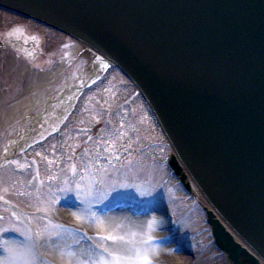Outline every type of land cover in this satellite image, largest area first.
Instances as JSON below:
<instances>
[{
	"label": "water",
	"instance_id": "1",
	"mask_svg": "<svg viewBox=\"0 0 264 264\" xmlns=\"http://www.w3.org/2000/svg\"><path fill=\"white\" fill-rule=\"evenodd\" d=\"M0 4L55 25L119 65L208 201L264 259V0ZM169 164L189 190L174 155ZM208 216L216 243L241 264L246 248L230 245L232 235Z\"/></svg>",
	"mask_w": 264,
	"mask_h": 264
},
{
	"label": "rangeland",
	"instance_id": "2",
	"mask_svg": "<svg viewBox=\"0 0 264 264\" xmlns=\"http://www.w3.org/2000/svg\"><path fill=\"white\" fill-rule=\"evenodd\" d=\"M14 29L31 46L36 42L38 51L25 59L11 48H0V119L11 114L9 109L15 103L33 97L37 98L36 113L87 62L83 51L75 53L78 43L67 35L0 9V39L7 41L6 35ZM60 67L57 75L50 74ZM125 85L118 70L108 68L77 98L75 114L70 112L65 123L43 132L0 168V200L26 212L29 220L9 206H0V260L14 253L4 264H57L40 260L34 236L62 248L65 246L58 242L62 233L71 239L68 249L83 243L85 256L80 264H105L117 258L119 264H155L145 252V242L153 238L137 234L128 224H117L116 229L125 231L122 235L105 233V238L119 239L107 238L109 244L102 246L99 233L96 239L87 237L82 229L66 227L53 217L57 206L66 210L82 204L93 218L102 208H106L103 213L109 212L108 207L121 198L144 204L154 199L166 202L174 219V238L184 241L188 251L177 253L192 256V264H231L215 245L202 206L169 171L171 149L147 106ZM29 125V119L19 117L1 126L0 154L18 129ZM137 208L122 210L143 212ZM11 231L21 238L2 244L1 239ZM145 256L147 261L142 259Z\"/></svg>",
	"mask_w": 264,
	"mask_h": 264
},
{
	"label": "bare ground",
	"instance_id": "3",
	"mask_svg": "<svg viewBox=\"0 0 264 264\" xmlns=\"http://www.w3.org/2000/svg\"><path fill=\"white\" fill-rule=\"evenodd\" d=\"M77 52L83 51L87 56V62L85 66L79 71V73L71 80L69 84L62 89L53 92L45 103L40 106L39 110L34 113L37 106V98L33 97L26 103L17 102L10 109V115L4 114L0 119V127L4 126L19 117L24 118V121L29 119L30 125L24 129H18L17 133L10 138L5 151L0 154V168L10 159V157L18 154L29 142L40 137L46 130L54 128L58 125L65 116L70 112L76 97L81 90L90 81L97 78L102 74L104 69L109 65L107 60L101 57L99 54L86 48L83 44H78ZM61 67L50 73L57 75L61 72ZM189 181V180H187ZM190 191L193 194L195 200L204 208L206 212L210 213L213 219H216L219 223V219L213 213L210 206L206 203L205 199L197 188L190 182ZM118 202V201H116ZM115 202V203H116ZM11 206L26 222H28V215L22 212L20 209L0 200V206ZM84 205L79 204L75 209L61 210L58 206L53 211V217L62 225L66 227L80 228L84 231L87 237L96 239V235L99 233L98 241L103 246L109 244V240L105 238V233H116L122 235L123 230L116 228L117 224H128L130 228H136L137 234H141L145 237L153 238L148 242H145V252H147L154 260L155 264H191L192 260L183 254L177 253L175 244H169L162 242L164 238L175 237V233H168V229L172 226L170 219L167 218V211L163 205L155 203H149L143 206V212L135 213V210H122L117 208L112 212H97L93 218L88 217V213H85ZM133 211V212H132ZM121 229V228H119ZM225 231L231 234L227 228ZM140 235V236H141ZM232 235V234H231ZM34 240L37 247L38 257L42 261H52L57 264H80L83 262L85 254L82 256L81 248L82 242L76 244L75 247L66 248L71 242L70 237L62 233L59 235L58 242H61L65 247L57 248L53 246V243L41 242L38 236ZM140 242H144V238H138ZM2 244L15 242L17 239L11 236L2 238ZM243 244L235 236H232L230 245ZM13 252H9V256L3 257L4 260H0V264H4L6 259L13 258ZM243 256L251 262L254 255L249 251L243 253ZM261 264V263H260Z\"/></svg>",
	"mask_w": 264,
	"mask_h": 264
},
{
	"label": "snow or ice",
	"instance_id": "4",
	"mask_svg": "<svg viewBox=\"0 0 264 264\" xmlns=\"http://www.w3.org/2000/svg\"><path fill=\"white\" fill-rule=\"evenodd\" d=\"M109 240H114V239H119V237H114V236H108L107 237ZM113 256L115 257L116 254L113 253ZM143 260L147 261L148 260V257H142ZM105 264H119V260L118 258L117 259H113L111 261H106Z\"/></svg>",
	"mask_w": 264,
	"mask_h": 264
}]
</instances>
